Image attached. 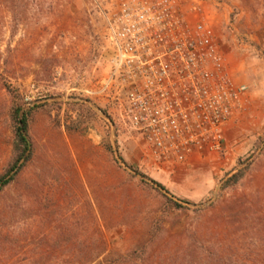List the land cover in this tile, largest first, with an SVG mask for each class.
Masks as SVG:
<instances>
[{
    "label": "rangeland",
    "instance_id": "1",
    "mask_svg": "<svg viewBox=\"0 0 264 264\" xmlns=\"http://www.w3.org/2000/svg\"><path fill=\"white\" fill-rule=\"evenodd\" d=\"M21 2L27 14L17 28L2 10L0 75L18 90L23 110H32L33 157L0 194L4 228L31 235L30 253L53 255L46 264L95 250L100 233L111 257L143 251L129 264L263 258L264 0H177L191 23L190 8L199 6L245 95L224 130L223 150L176 166L148 159L119 107L95 93L109 73L105 15L118 0ZM9 109L0 88V175L13 158ZM246 163L245 177L223 190ZM64 240L72 246L59 245Z\"/></svg>",
    "mask_w": 264,
    "mask_h": 264
},
{
    "label": "built area",
    "instance_id": "2",
    "mask_svg": "<svg viewBox=\"0 0 264 264\" xmlns=\"http://www.w3.org/2000/svg\"><path fill=\"white\" fill-rule=\"evenodd\" d=\"M189 12L194 23L177 0H118L105 15L109 73L95 93L119 107L159 166L219 154L245 95L199 6Z\"/></svg>",
    "mask_w": 264,
    "mask_h": 264
},
{
    "label": "trees",
    "instance_id": "3",
    "mask_svg": "<svg viewBox=\"0 0 264 264\" xmlns=\"http://www.w3.org/2000/svg\"><path fill=\"white\" fill-rule=\"evenodd\" d=\"M9 19V28H17L22 19L27 14V4L22 5L21 0H0V23L3 21L2 10ZM5 16V17H6ZM0 88L4 90L10 98L9 119L13 125L12 153L13 158L3 174L0 175V194L5 192L7 188L15 183L21 175L24 168L31 162L33 157V148L29 136V117L32 114L31 109H23L21 104V96L13 84L0 75ZM21 115V116H20ZM22 124V127L19 126ZM241 165V164H240ZM250 164H242L232 174L227 176L223 181L221 188L223 190L237 185L246 175ZM154 184V182H152ZM161 192L163 187L156 183L154 184ZM172 209H183L180 204L172 202ZM11 210L8 209V214ZM102 219H104L102 217ZM105 225V223H104ZM46 226V225H45ZM41 241L49 243L47 236L39 238ZM34 238L29 234L19 233L16 228H4L0 222V264H46L49 263L53 255H49L45 250L37 253H30L28 248L34 243ZM45 243V244H46ZM59 245L72 246L71 240H64L63 244ZM108 242L105 236L100 233L98 245L93 251H85L83 254L71 253L62 261V264H129L136 261L138 255H142L143 251L133 250L125 255L111 257L108 251ZM28 250V251H27ZM259 259V256H252L251 259L255 263L264 264V256ZM57 262V261H56ZM55 264V262H53ZM229 264H247L244 261L235 260Z\"/></svg>",
    "mask_w": 264,
    "mask_h": 264
},
{
    "label": "water",
    "instance_id": "4",
    "mask_svg": "<svg viewBox=\"0 0 264 264\" xmlns=\"http://www.w3.org/2000/svg\"><path fill=\"white\" fill-rule=\"evenodd\" d=\"M22 110H23V109H22ZM20 116H21V115H20ZM19 126H20V127H22V124H21V123H19Z\"/></svg>",
    "mask_w": 264,
    "mask_h": 264
}]
</instances>
